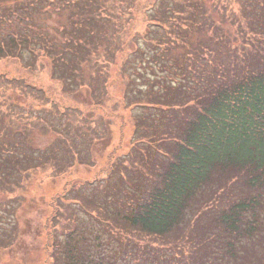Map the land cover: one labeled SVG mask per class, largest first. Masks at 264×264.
<instances>
[{
    "label": "trees",
    "instance_id": "1",
    "mask_svg": "<svg viewBox=\"0 0 264 264\" xmlns=\"http://www.w3.org/2000/svg\"><path fill=\"white\" fill-rule=\"evenodd\" d=\"M227 1L155 0L140 34L132 17L140 0H0V59L44 55L66 91L86 87L98 101L106 68L124 54L125 106L142 110L132 117L138 136L128 157L111 155L107 168L124 198L111 195L107 207L88 210L75 186L53 197L45 224L51 264H128L145 250L134 236L170 239L180 248L178 232L192 214L217 209L210 204L228 187L235 197L214 217V244L194 235L192 247L202 254L189 258L248 264L250 243L264 228V0H237L238 8ZM88 64L94 80L82 76ZM1 118L0 195H11L32 169L54 160L60 166L66 155L28 149L22 133L8 138L17 132ZM78 205L97 227H84L72 213L61 233L67 208ZM10 245L1 237L0 249ZM140 256L136 262L145 264L147 255Z\"/></svg>",
    "mask_w": 264,
    "mask_h": 264
},
{
    "label": "rangeland",
    "instance_id": "2",
    "mask_svg": "<svg viewBox=\"0 0 264 264\" xmlns=\"http://www.w3.org/2000/svg\"><path fill=\"white\" fill-rule=\"evenodd\" d=\"M154 1L140 0V6L131 15L136 33L145 32L148 25L147 10ZM227 2L230 8L239 7L237 0ZM61 19L65 22L64 18ZM50 24V30L55 32L57 21H51ZM124 56L117 54L116 60L106 68L109 77L107 88L102 84L97 92L99 103L92 100L86 87L77 92L66 91L62 82L52 75L51 60L44 55L36 59L26 56L24 61L17 58L0 59V116L3 117L2 123L12 126L17 132L12 135L14 131H11V134H7L8 138L16 139L18 133H22L23 137L26 136L25 146L28 149L37 146L60 159L66 155L61 163L59 159L57 161L62 166L56 165L54 160L49 161V165L34 168L11 195H0V210L6 213L4 216L0 214V221L4 222L5 229L8 227L6 231L0 230V239L5 238L11 243L9 247L0 249V264H51L47 253L48 234L45 224L51 215L53 197L66 187H76L73 194L87 203L88 210H95L97 203L107 207V199L111 195L119 199L125 197L124 192L117 191L119 181L113 177L107 178V168L113 161L110 162L111 155L115 154L114 158H127V153L136 143L138 135H135L132 117L142 116L140 108L131 110L125 106L123 97L126 80L119 71ZM81 73L84 79L94 80L95 69L91 65L88 64ZM138 91L136 86L134 92ZM64 137L68 143L63 142ZM68 149L71 159L68 157ZM115 168L117 170L118 167ZM122 186L128 188L123 182ZM234 197L233 188L228 187L210 204L217 209H197L178 232L181 236L180 248L176 246V241L170 239L161 241L152 237L134 236L144 245L145 250L141 254L147 255L145 264H191V252L194 260L202 254V249L199 252L193 249L192 244L197 243L193 236L199 235L203 241H207L204 243L214 244V237L219 232L211 226L214 217ZM67 209L66 220H60L61 233L71 227L67 218L72 213L78 216L79 224L84 227H97L81 206ZM250 247L251 257L245 262L264 264V228L256 240L250 243ZM141 254L136 252L135 259L130 258L128 264H144V258L141 263L136 262L137 257L141 259Z\"/></svg>",
    "mask_w": 264,
    "mask_h": 264
}]
</instances>
